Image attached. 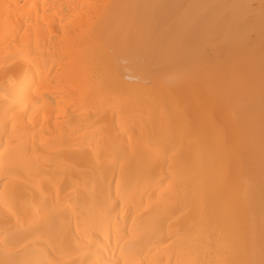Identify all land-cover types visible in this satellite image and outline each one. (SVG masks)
Wrapping results in <instances>:
<instances>
[{"label": "bare ground", "instance_id": "6f19581e", "mask_svg": "<svg viewBox=\"0 0 264 264\" xmlns=\"http://www.w3.org/2000/svg\"><path fill=\"white\" fill-rule=\"evenodd\" d=\"M262 4L0 0V260L260 264Z\"/></svg>", "mask_w": 264, "mask_h": 264}, {"label": "snow or ice", "instance_id": "6c2138e0", "mask_svg": "<svg viewBox=\"0 0 264 264\" xmlns=\"http://www.w3.org/2000/svg\"><path fill=\"white\" fill-rule=\"evenodd\" d=\"M262 9H264V4H262ZM5 74H7L8 69L5 68L4 69ZM111 75V73H109ZM114 79V77H113ZM121 90L118 87H113L112 89V95L110 98H108L105 102L106 103H110V104H116L119 102L120 96H121ZM145 152L147 154H149V157L152 156H156L158 157L159 155L163 154L165 156H167L168 152H169V148L167 147V145L163 144V143H149L145 149ZM146 163V161L142 162ZM170 168V172L169 174H166L164 176V179H162L160 181V184L163 185L164 180H169L170 184H172L173 186H176L181 179V175L185 170V165L182 164V162L179 160L178 156H174L173 157V164H171L169 166ZM114 171V169H113ZM122 171V178H123V168L121 169ZM115 178V176H114ZM187 187V186H185ZM117 194H120V181H117ZM191 196L193 198V200H195L197 198V196L199 195V192L196 190H186L185 192V196ZM109 198H111V192L109 191L108 193ZM122 230L119 227V222H117V226H116V243L117 245L120 244L121 240L123 239V235L121 234ZM262 254H264V243H262ZM0 264H43V261L39 260V259H23V260H0ZM127 264V262H126ZM238 264H256L255 261L253 260H244V261H240L238 262ZM260 264H264V259H262L260 261Z\"/></svg>", "mask_w": 264, "mask_h": 264}]
</instances>
